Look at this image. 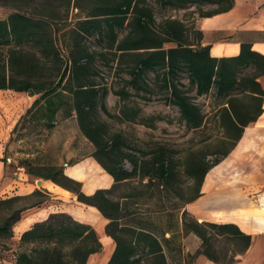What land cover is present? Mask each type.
Here are the masks:
<instances>
[{"label": "trees", "instance_id": "trees-1", "mask_svg": "<svg viewBox=\"0 0 264 264\" xmlns=\"http://www.w3.org/2000/svg\"><path fill=\"white\" fill-rule=\"evenodd\" d=\"M153 1L175 7L215 5L212 9H200L201 17L227 11L235 2L75 0L74 6L86 14L77 22L75 32L84 36L97 34L99 38L106 39V51L113 50L120 57H133L131 83L136 88L143 81V73L147 70L165 68V75L178 77V73L185 69L198 94H205L216 85L218 93L228 98L220 114L222 125L227 129L223 140L229 145L222 152L212 153L216 157L210 162L194 160L189 163L188 173L196 187V193L185 201L189 203L201 195V186L207 172L234 149L245 127L261 114L264 89L257 77L264 74V55L252 50L250 44L242 43L241 52L237 56L214 57L210 54L209 45H194L184 41L183 25L176 19H165L161 30H158L154 26L151 11ZM53 24L49 16L42 12L33 14L16 10L0 18V89L36 95L26 114L34 118L40 115L48 128L55 125L58 111L67 102L68 114L76 112L82 132L95 146L93 157L113 176L114 183L110 188H99L92 194H86L82 190V182L67 176L63 165L47 166L46 173L27 172L36 173L70 190L80 202L95 206L108 219L105 232L114 240L115 249L105 264H169L163 243V240H170L165 237L167 228L145 222L140 219L138 212L131 213L127 203L129 195L121 196L125 201L113 196L117 187L128 184L135 177L148 178L149 184L164 187L165 180L172 176L168 158L163 152L148 161L132 157L123 153L117 137L111 139L112 145L108 147L104 131L93 119L99 105L107 111L104 99H99L101 91L91 75L97 52L76 43L73 47L66 46V59L62 53L65 49L60 47ZM123 31L124 35L120 37ZM168 42L176 45L165 48L164 44ZM250 66L256 71L250 90L256 101V110L252 115H248L249 105L240 104L231 97L240 82L237 79L238 72ZM165 84L188 126L201 127L204 115L200 107L174 80L166 77ZM123 112L125 114L126 111ZM137 116V113L131 116L125 114V120L132 121ZM125 158L132 164V170L124 167ZM3 160L6 161V157ZM18 198L20 196L0 200V206ZM22 211V208L13 209L3 217L0 222V239L13 236L14 225L20 220ZM182 224L184 232H193L201 239V247L195 254H203L219 264L233 263L236 257L226 259L217 255L215 243L218 238L236 243V255L245 253L252 244V235L242 231L235 223L199 221L193 216L188 217V211L185 210ZM20 244L25 248L16 254V264H87L89 257L103 248L92 224L80 221L64 211L52 212L44 220L35 222L21 234Z\"/></svg>", "mask_w": 264, "mask_h": 264}, {"label": "rangeland", "instance_id": "rangeland-1", "mask_svg": "<svg viewBox=\"0 0 264 264\" xmlns=\"http://www.w3.org/2000/svg\"><path fill=\"white\" fill-rule=\"evenodd\" d=\"M74 1L3 0L0 4V18H5L16 10L33 14L45 13L54 23V33L59 39L60 47L65 49L62 53L66 59L68 57L66 46L73 47L76 43L97 52L91 75L101 91L99 99H104L107 111L105 112L99 105L93 119L104 131L108 147L112 145L111 139L117 137L123 153L132 157H141L148 161L163 152L172 168V176L165 180L164 187L158 188L149 184L148 178L135 177L128 184L117 187L113 196L122 199L121 196L129 195L127 203L131 213L138 212L140 219H144L145 222H152L163 229L167 228L165 237L172 242L167 245L163 240V243L169 264H194L197 255L187 251V247H193L194 241L186 238L190 232H184L182 224L185 210L188 211V217L196 218L190 210L189 203L185 202L196 193L193 179L188 173V165L194 160L210 162L216 157L212 153L222 152L228 147L229 143L223 140L227 129L222 125L220 114L228 98L218 93L216 85H213L209 92L198 94L185 69L178 73V77L165 75V68L147 70L143 73V81H140L136 88L131 83L133 57H120V54L113 50L106 51V39L99 38L97 34L84 36L75 32L77 22L86 14L74 6ZM211 6L190 4L175 7L153 1L151 11L155 20L154 26L161 30V24L165 19L179 20L183 25L182 39L194 45L202 44L203 33L200 29L199 13L200 9H212ZM120 33L122 37L125 31ZM175 45L174 42H168L164 47ZM255 72L251 66L243 67L237 75L240 82L231 95L238 103L249 105L248 115H252L256 110V101L250 94L251 81L256 77ZM166 77L174 80V83L186 91L192 101L200 107L204 115L201 127L191 128L183 119L179 107L173 103L170 89L165 84ZM257 79L264 88L262 75ZM35 97L36 95H30L28 92L0 90V131H6L19 119L7 143L5 154L7 167L5 176L0 181V200L20 196L17 200L0 206V222L5 215L18 208L23 209L20 220L39 209L47 210L49 215L60 209L72 210L78 206L88 208L87 204L80 202L73 192L68 198L62 199L37 184V179L43 178L36 174L37 172L46 173L47 166H64L85 155L93 156L95 146L82 132L76 112L68 114L67 102L58 111L52 128L45 126L40 115L34 118L31 114H26L27 107ZM123 111L129 116L136 113L138 116L132 121H127ZM234 154L232 149L218 163H228L229 167L218 169L214 166L207 172L208 174L214 169L222 170L211 189L204 187L207 174L205 175L201 186L202 199L227 203V207L242 199V221H250L259 215L264 217L259 205L260 199L264 198V179L255 178L257 172H264V161L262 163L258 161L259 157L264 158V150L250 151L244 157L245 163L238 166L235 165ZM123 165L127 170H132V164L128 159L123 160ZM27 171L36 173L31 174ZM27 183L29 185H26ZM221 214L223 213L207 211V215L211 217ZM107 222L108 219L106 224ZM97 230L101 238L105 236V227ZM22 233H17L13 228L12 237L0 239V264L14 260L16 254L25 248L20 244ZM182 236H185V240H182ZM113 246L115 247L114 240ZM215 249L220 258L231 259L237 256L238 245L218 238ZM109 250V246L103 244L102 250L90 258L89 264H96L98 257L104 260L108 254L112 255L114 250L111 252ZM258 261L259 264H264V248L258 256Z\"/></svg>", "mask_w": 264, "mask_h": 264}, {"label": "crops", "instance_id": "crops-1", "mask_svg": "<svg viewBox=\"0 0 264 264\" xmlns=\"http://www.w3.org/2000/svg\"><path fill=\"white\" fill-rule=\"evenodd\" d=\"M211 7L214 8L215 5ZM200 29L203 33L202 44L210 46V54L214 57L237 56L241 52L242 43L250 44L252 50L264 55V0H235L232 8L227 11L211 16H202L200 18ZM262 81L264 84V74H262ZM35 98L30 102L28 107L31 106ZM18 120L19 119H17L6 131H0V181L4 178L6 173L7 161L3 159L6 157L7 143L13 135ZM260 137L264 138V96L262 99L261 114L255 121L245 127L242 137L234 147L236 166L245 163L244 157L250 151L255 149L261 152L262 149L264 150V139H259ZM258 161L262 163L264 158L259 157ZM215 166H217L216 168L218 169H222L225 166L229 167V164H218ZM221 171L222 170L219 171L214 169V171L208 173L204 181V187L207 189L214 187L215 179L218 178ZM64 173L82 182V190L86 194H92L99 188H110L114 183L113 176L90 154L83 156L79 160L65 164ZM255 178L264 179V172H257ZM43 182L53 183L52 189H47L62 199L68 198L73 194L70 190L50 179L42 178V183ZM26 185H29V183ZM202 197L203 195H200L197 199L188 204L191 208L190 210L199 221L235 223L242 231L251 234L253 237L252 244L248 250L243 254L237 255L236 261L230 264H259L258 256L262 253L264 248V221L260 220L262 215L257 216V218H251L250 221H242V199L240 201H235L234 204L227 207V203L224 204L214 200L211 201L210 199H202ZM263 199L264 198H261L259 201L261 211H263L261 208L264 206L262 205ZM87 207L88 208H83L78 206L72 210L60 209L53 212H68L76 219L92 224L96 230L104 228L107 219L95 206L87 205ZM207 207L209 208L207 211L211 213L217 212L223 214L216 217L208 216L206 211ZM47 217L48 211L39 209L34 214L22 218L14 226V230L20 234L28 229L33 222L44 220ZM184 237L185 236H182V240H185ZM186 238L194 241L193 247H187V251L191 254H195L201 247V239L193 232L187 234ZM100 239L102 244L109 246L110 252L115 249L113 246V239L106 233L105 236H102V238L100 237ZM171 242L172 240L167 241V245H170ZM97 254H99V252L92 254L87 264H89L90 258ZM110 257L111 254H108L104 260L98 257L96 264H105L109 261ZM5 264H16V260L14 259L10 262L5 261ZM194 264L219 263L208 259L203 254H198Z\"/></svg>", "mask_w": 264, "mask_h": 264}, {"label": "bare ground", "instance_id": "bare-ground-1", "mask_svg": "<svg viewBox=\"0 0 264 264\" xmlns=\"http://www.w3.org/2000/svg\"><path fill=\"white\" fill-rule=\"evenodd\" d=\"M42 186H44L46 188H49V189H52L53 183H51V182H43ZM261 209L264 211V206ZM260 220L264 221V217H261Z\"/></svg>", "mask_w": 264, "mask_h": 264}, {"label": "water", "instance_id": "water-1", "mask_svg": "<svg viewBox=\"0 0 264 264\" xmlns=\"http://www.w3.org/2000/svg\"><path fill=\"white\" fill-rule=\"evenodd\" d=\"M37 184L42 185V178L37 179Z\"/></svg>", "mask_w": 264, "mask_h": 264}]
</instances>
